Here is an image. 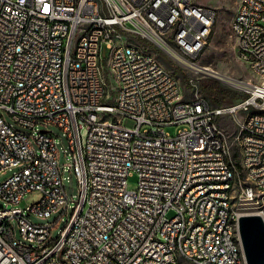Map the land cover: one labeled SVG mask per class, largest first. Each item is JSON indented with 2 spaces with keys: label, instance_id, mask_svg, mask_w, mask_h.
Masks as SVG:
<instances>
[{
  "label": "built area",
  "instance_id": "obj_1",
  "mask_svg": "<svg viewBox=\"0 0 264 264\" xmlns=\"http://www.w3.org/2000/svg\"><path fill=\"white\" fill-rule=\"evenodd\" d=\"M213 17L195 0H0V111L41 127L32 139L0 113V175L16 168L0 181V264H179L176 254L187 264L237 263L231 227L245 211L229 210L223 184L239 180V194L257 202L252 214L264 215V0H240L231 20L237 53L254 76L235 84L246 96L232 103L202 96L198 78L186 98L152 50L134 51L137 37L146 38L202 74L191 60ZM112 77L124 82L123 95ZM221 116L237 125L235 142ZM124 118L135 125L125 127ZM48 125L68 137L78 187L54 239L50 224L30 219L68 209ZM169 125L180 126L175 135L165 132ZM31 191L40 199L20 207Z\"/></svg>",
  "mask_w": 264,
  "mask_h": 264
},
{
  "label": "rangeland",
  "instance_id": "obj_2",
  "mask_svg": "<svg viewBox=\"0 0 264 264\" xmlns=\"http://www.w3.org/2000/svg\"><path fill=\"white\" fill-rule=\"evenodd\" d=\"M239 1L240 0H195L198 4L209 7L214 12V17L204 46L197 56L191 60L193 61L191 65H193V67H208L213 70V72L209 70L202 74L195 73L193 68L176 61L162 46L151 41L157 49H154L153 47H148V49L152 50L161 63L176 75L175 77L178 79L179 83H181V86L185 91L186 98H191L192 96L190 88L191 83L194 81L192 79L194 78H198V84L202 79L215 78L222 86L231 88L237 92H240V89L235 84L240 83L241 81L254 79L249 67L237 53L236 37L231 29V20ZM108 53L109 49L105 44H102V58H106ZM175 69H178V71ZM184 77L187 79L189 86L185 83ZM221 77H223V79ZM112 84H115L113 79ZM0 113L7 123L11 124L15 129L25 132L32 139L41 128L40 126H36L33 129L22 127L7 113L2 111H0ZM219 121L222 128L226 130L228 139L231 142H235L238 128L234 121L228 116H221ZM122 124L125 127H133L135 121L130 118H124ZM179 128L180 126L178 125H169L166 126L164 130L170 135H175ZM48 129L55 138L58 150V165L61 170L63 185L67 194L68 209L67 211H64V208L60 207L49 216L31 215L30 219L35 223L50 224V238L54 239L59 236L70 217L72 206L78 193V187L76 177L68 167V164L71 162L68 137L56 125H48ZM234 146L233 152L235 155H238L237 144ZM14 169L2 173L0 175V181L10 176ZM127 183L130 189L136 188L138 174L136 172L129 174L127 177ZM40 197L41 193L39 191L28 192L23 195L18 205L22 208H26L27 206L36 203ZM173 214V210L168 211L169 216ZM15 229L17 237L22 239L18 227Z\"/></svg>",
  "mask_w": 264,
  "mask_h": 264
},
{
  "label": "bare ground",
  "instance_id": "obj_3",
  "mask_svg": "<svg viewBox=\"0 0 264 264\" xmlns=\"http://www.w3.org/2000/svg\"><path fill=\"white\" fill-rule=\"evenodd\" d=\"M158 44L160 45V43ZM134 51H142V46L140 44H134ZM102 70L103 62H95L94 72H101ZM209 70L213 72V70L208 67L200 66V73H204ZM221 78L223 79V77ZM112 79L116 84V95H123L124 82H119V77H112ZM173 83H179L175 76H173ZM220 153H227V146H220ZM240 164H248V156H240ZM208 183H216V176H208ZM239 191H241V182H239V180H235V177H227L226 184H223V192L225 193L224 202L228 204L231 212L245 211V213L252 214V210H257V202L253 201L252 196L239 194ZM180 193H187V186H180ZM257 215H260L264 221V215ZM239 218L240 217L234 218L235 226L231 227L230 248L236 253V264H247L239 232ZM190 235H197V227H190ZM176 262H179V264H187V257H183V254H176Z\"/></svg>",
  "mask_w": 264,
  "mask_h": 264
},
{
  "label": "water",
  "instance_id": "obj_4",
  "mask_svg": "<svg viewBox=\"0 0 264 264\" xmlns=\"http://www.w3.org/2000/svg\"><path fill=\"white\" fill-rule=\"evenodd\" d=\"M239 232L247 264H264V221L262 217L251 213L242 214L239 218Z\"/></svg>",
  "mask_w": 264,
  "mask_h": 264
},
{
  "label": "trees",
  "instance_id": "obj_5",
  "mask_svg": "<svg viewBox=\"0 0 264 264\" xmlns=\"http://www.w3.org/2000/svg\"><path fill=\"white\" fill-rule=\"evenodd\" d=\"M137 40L140 45L144 46L145 48L153 47L154 49H157V47L146 38L138 36ZM175 70L178 71V69ZM184 81L188 85L187 79L185 77ZM198 87L201 95L208 98L215 105L232 103L246 96L242 92H237L231 88L222 86L215 78L202 79L199 82Z\"/></svg>",
  "mask_w": 264,
  "mask_h": 264
}]
</instances>
